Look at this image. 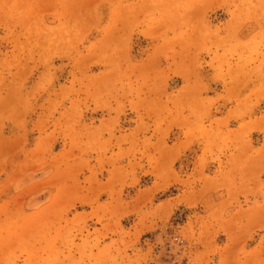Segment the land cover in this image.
<instances>
[{
  "label": "rangeland",
  "instance_id": "obj_1",
  "mask_svg": "<svg viewBox=\"0 0 264 264\" xmlns=\"http://www.w3.org/2000/svg\"><path fill=\"white\" fill-rule=\"evenodd\" d=\"M0 264H264V0H0Z\"/></svg>",
  "mask_w": 264,
  "mask_h": 264
},
{
  "label": "crops",
  "instance_id": "obj_2",
  "mask_svg": "<svg viewBox=\"0 0 264 264\" xmlns=\"http://www.w3.org/2000/svg\"><path fill=\"white\" fill-rule=\"evenodd\" d=\"M114 120H115V122H117V119H116V117H114Z\"/></svg>",
  "mask_w": 264,
  "mask_h": 264
}]
</instances>
